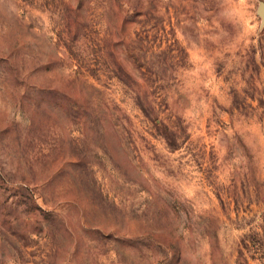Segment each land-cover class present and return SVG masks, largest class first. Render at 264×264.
Returning <instances> with one entry per match:
<instances>
[{"label": "rangeland", "instance_id": "rangeland-1", "mask_svg": "<svg viewBox=\"0 0 264 264\" xmlns=\"http://www.w3.org/2000/svg\"><path fill=\"white\" fill-rule=\"evenodd\" d=\"M264 0H0V264H264Z\"/></svg>", "mask_w": 264, "mask_h": 264}, {"label": "water", "instance_id": "water-1", "mask_svg": "<svg viewBox=\"0 0 264 264\" xmlns=\"http://www.w3.org/2000/svg\"><path fill=\"white\" fill-rule=\"evenodd\" d=\"M259 14L264 17V3L263 2L260 4Z\"/></svg>", "mask_w": 264, "mask_h": 264}]
</instances>
